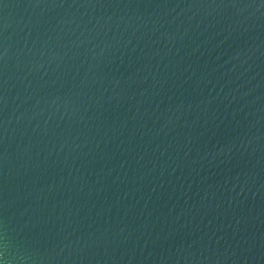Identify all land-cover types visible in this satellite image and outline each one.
I'll return each mask as SVG.
<instances>
[{
    "label": "water",
    "instance_id": "water-1",
    "mask_svg": "<svg viewBox=\"0 0 264 264\" xmlns=\"http://www.w3.org/2000/svg\"><path fill=\"white\" fill-rule=\"evenodd\" d=\"M2 264H264V0H0Z\"/></svg>",
    "mask_w": 264,
    "mask_h": 264
},
{
    "label": "snow or ice",
    "instance_id": "snow-or-ice-1",
    "mask_svg": "<svg viewBox=\"0 0 264 264\" xmlns=\"http://www.w3.org/2000/svg\"><path fill=\"white\" fill-rule=\"evenodd\" d=\"M0 264H2V262H0Z\"/></svg>",
    "mask_w": 264,
    "mask_h": 264
}]
</instances>
